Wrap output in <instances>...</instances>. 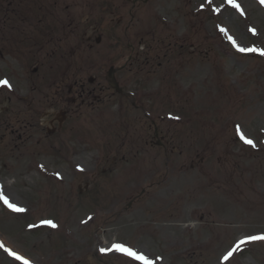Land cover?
I'll return each instance as SVG.
<instances>
[{
  "label": "rangeland",
  "instance_id": "1",
  "mask_svg": "<svg viewBox=\"0 0 264 264\" xmlns=\"http://www.w3.org/2000/svg\"><path fill=\"white\" fill-rule=\"evenodd\" d=\"M134 1L0 0V264H264V0Z\"/></svg>",
  "mask_w": 264,
  "mask_h": 264
},
{
  "label": "snow or ice",
  "instance_id": "2",
  "mask_svg": "<svg viewBox=\"0 0 264 264\" xmlns=\"http://www.w3.org/2000/svg\"><path fill=\"white\" fill-rule=\"evenodd\" d=\"M208 2L211 3V0H208ZM229 3L232 4L233 7H236V8H239V7H240L239 4L236 3V0H229ZM217 11H218V9H217ZM222 30H223V29H222ZM253 31H255V30H253ZM233 43H235V42L233 41ZM239 50L242 51V52H243V51H256L255 49H245V48H240ZM261 54H264V51H262ZM5 86L10 88V87H11V84H10L9 81L6 80V79H5V80H0V87H5ZM239 134H240L241 138L244 139L245 143H247V144H249V145H251V146H253V147L255 146L254 141L245 138V137H244V134H243L242 132H240ZM3 199H4V202H5L6 204H8V206H9L10 208H12L13 210H15V211H24V209H22V208H18L15 204H11V203H9V201H8V199H7L6 197H4ZM44 223L49 224V225H51L52 227H55V226H56V225L53 224L52 221H50V220H49V221H45ZM248 240H249V241L264 240V236H251V237L248 238ZM245 242H246V241H241L240 243L243 244V243H245ZM2 246H3V245L0 244V247H2ZM239 248H240V245H237L235 251H238ZM114 249H115L116 251H118V252H122V253L126 254L127 256L131 257L132 259H134V260H136V261H142L143 264H152V262H151V261H150L145 255H143L142 253H138V252L134 251L133 249L128 248V247H125V246H123V245H121V244H116V245H114ZM11 254H12L13 256H15L16 259H23V257L18 256V255H17L16 253H14V252L11 253ZM231 255H232V253L230 252V253L228 254V256L225 257V260H227ZM25 264H28V262L25 261Z\"/></svg>",
  "mask_w": 264,
  "mask_h": 264
},
{
  "label": "water",
  "instance_id": "3",
  "mask_svg": "<svg viewBox=\"0 0 264 264\" xmlns=\"http://www.w3.org/2000/svg\"><path fill=\"white\" fill-rule=\"evenodd\" d=\"M113 73H114V69H111V71L109 73V80L116 88H119L117 82L115 81V79L113 77Z\"/></svg>",
  "mask_w": 264,
  "mask_h": 264
},
{
  "label": "flooded vegetation",
  "instance_id": "4",
  "mask_svg": "<svg viewBox=\"0 0 264 264\" xmlns=\"http://www.w3.org/2000/svg\"><path fill=\"white\" fill-rule=\"evenodd\" d=\"M90 38H91V37H89L88 39L91 40Z\"/></svg>",
  "mask_w": 264,
  "mask_h": 264
}]
</instances>
